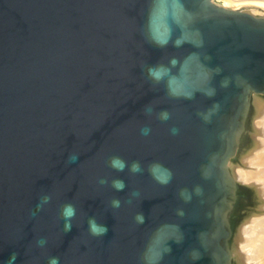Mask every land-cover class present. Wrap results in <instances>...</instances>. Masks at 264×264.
Listing matches in <instances>:
<instances>
[{
	"label": "water",
	"instance_id": "1",
	"mask_svg": "<svg viewBox=\"0 0 264 264\" xmlns=\"http://www.w3.org/2000/svg\"><path fill=\"white\" fill-rule=\"evenodd\" d=\"M250 92H264V17L0 0V264H227L224 164Z\"/></svg>",
	"mask_w": 264,
	"mask_h": 264
},
{
	"label": "bare ground",
	"instance_id": "2",
	"mask_svg": "<svg viewBox=\"0 0 264 264\" xmlns=\"http://www.w3.org/2000/svg\"><path fill=\"white\" fill-rule=\"evenodd\" d=\"M215 1L216 0H211V2L216 4ZM223 1H224V4L220 6L223 9H232L233 11H236V12L251 13L252 16L255 18L264 17V15H262L263 14L262 11H264V9L261 8L262 7L261 5L264 4V0H223ZM257 13H261V14L257 15ZM261 95H264V92H250L249 98H248L243 134L236 141L233 155H227V161H225V164H224V168L227 171L229 177L231 178V198L233 197L232 190H234L235 199L238 200L239 193L236 194L235 192L236 189H239V186H242L243 188H245L246 193H247L246 196L248 199L246 202V206H245L246 208L245 213L251 214V218H252V215H257V218L258 216H260V214L258 215L259 213L258 211L262 207V202L264 203V175L262 174V170H264L263 169L264 164L262 165V163L258 159L260 158L259 156L260 153L264 152V131L260 127L261 123L262 124L264 123V96H261ZM247 168H252L256 172L257 171L261 172L260 174L262 175V177L261 176H258L259 178L257 177L258 179H260L258 182H257V179H255L256 178L255 176L257 174L254 175L253 174L255 173L254 171L251 174H249L247 171ZM260 174L258 173V175ZM253 179H255V183L258 185L253 183L254 182ZM231 202L232 201L225 203L227 209L223 213V219L226 225H228L226 218H227V213L230 210ZM248 224H249V220H246L240 226V229H239L240 243H238L240 244V247L238 246L239 249L237 248L233 249L232 247L229 250L228 243L231 238V231L229 228V236L227 238V243H226V254L228 255L227 264H248L250 261L252 263L251 259L253 258L255 259L256 257L263 256V254L262 255L260 254V250H259L263 242L260 238L259 239L254 238L255 240L254 241L252 240L253 242H251V244L249 245L248 243H246L247 238H249V236H253L254 234L252 227L251 226L249 227V225L252 223H250L249 225ZM253 225L255 224H252V226ZM263 226H264V222L262 223V226L256 229L259 235L260 233H263L261 232L264 228ZM261 236L263 235L261 234ZM244 244H247L245 248L243 247ZM245 249L246 250L248 249L251 251L252 253L251 259L250 257H247L244 255L246 252ZM261 258L262 257H260L259 259ZM256 260H258V258ZM256 260L255 262H257Z\"/></svg>",
	"mask_w": 264,
	"mask_h": 264
},
{
	"label": "rangeland",
	"instance_id": "3",
	"mask_svg": "<svg viewBox=\"0 0 264 264\" xmlns=\"http://www.w3.org/2000/svg\"><path fill=\"white\" fill-rule=\"evenodd\" d=\"M216 2V4L217 5H219V6H222L223 4H224V1L223 0H216L215 1ZM262 7L261 8H263L264 9V4H262L261 5ZM262 9V10H263ZM263 12V14L262 15H264V11H262ZM261 12V13H262ZM261 13H257V15H260ZM254 96V95H253ZM252 96V97H253ZM261 96H264V95H261ZM259 123V122H258ZM260 127H261V129L264 131V123L262 124L261 123V125H260ZM237 152V151H236ZM262 154V155H261ZM235 156V155H234ZM233 156V157H234ZM260 158H258L259 159V161L262 163V165L264 164L263 162H264V152H262V153H260ZM261 158H263V159H261ZM263 161H261V160ZM263 169H264V165H263ZM247 171H248V173L249 174H251L254 170L252 169V168H247ZM264 170H262V174L264 175V172H263ZM255 173H253L254 175L255 174H257L254 178L255 179H257V182L260 180V179H258L259 177L258 176H261L262 177V175L260 174L261 172H259V171H254ZM258 173L260 174V175H258ZM258 177V178H257ZM255 179H253L254 180V182L253 183H255ZM252 180V181H253ZM256 184V183H255ZM256 185H258V184H256ZM253 186H255V185H253ZM238 188V187H237ZM240 189V190H239ZM239 189H236V194H238L239 195V197H238V200H236L235 199V197H234V190H232V192H233V197L231 198V203H230V210H229V212L227 213V223H228V225H229V227H228V225H227V230H229V228H230V231H231V238H230V241H229V250L233 247V249L235 248H237V249H239V247H240V244H238V243H240V235H239V229H240V226L246 221V220H249V224L250 223H252V224H255V225H253L252 226V224H248L249 225V227L251 226L252 227V230L254 231V234H253V236H249V238H247V242L246 243H248V245L249 244H251V242H253L256 238H260L263 242H262V244H261V247H260V254L262 255L263 254V256H260V257H262L261 259H259L260 257H256L255 259L253 258V259H251V255H252V253H251V251L250 250H246V252H245V256H247V257H250V259L252 260V263H251V261L249 262V263H251V264H257V262L258 261H260V262H258V264H264L263 262H264V228H263V230L261 231V232H263V233H260V235L257 233L258 231H256V229H258L260 226H262V223L264 222V203L262 202V207H261V209L258 211L259 213H258V215L260 214V216H258V218H257V215H252V218H251V214H246L245 212H246V208H245V206H246V202H247V193H246V190H245V188H243L242 186H239ZM239 190V191H238ZM237 195V196H238ZM259 207H260V205H259ZM227 209V208H226ZM246 215H247V217H246ZM262 215V216H261ZM245 217H246V219H245ZM249 217V218H248ZM255 217V218H254ZM262 217V218H261ZM254 219V220H253ZM261 221H263V222H261ZM256 222V223H255ZM264 227V226H263ZM256 231V232H255ZM261 234L263 235V236H261ZM228 238V237H227ZM255 238V239H254ZM250 239V240H249ZM253 240V241H252ZM231 242V243H230ZM236 244H237V246H236ZM239 246V247H238ZM247 246V244H244V248ZM232 249V250H233ZM262 252V253H261ZM243 254V253H242ZM244 256V257H245ZM258 258V260H256ZM249 259V260H250ZM255 260L257 261V262H255ZM262 260V261H261ZM248 263V264H249Z\"/></svg>",
	"mask_w": 264,
	"mask_h": 264
},
{
	"label": "clouds",
	"instance_id": "4",
	"mask_svg": "<svg viewBox=\"0 0 264 264\" xmlns=\"http://www.w3.org/2000/svg\"><path fill=\"white\" fill-rule=\"evenodd\" d=\"M74 156H70L69 160L72 161L74 160ZM112 166L116 168L118 171H123L124 168L126 167L125 162L120 160L119 158H113L111 162ZM132 171H139V165L134 163L131 168ZM113 187L116 188L117 191H123L124 190V182L122 180H116L113 181ZM50 197H44L43 198V203H46ZM119 201H113V206H118ZM62 216L65 220V231H70L71 230V220L75 216V208L71 205H65L63 210H62ZM89 230L93 235H106L108 229L105 225H98L96 223L95 218H91L89 220ZM49 264H59L58 258L53 257L49 261Z\"/></svg>",
	"mask_w": 264,
	"mask_h": 264
}]
</instances>
